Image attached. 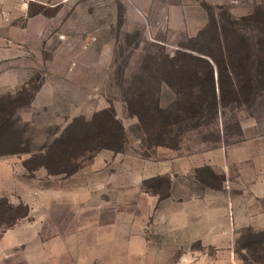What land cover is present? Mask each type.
I'll return each mask as SVG.
<instances>
[{"label": "rangeland", "instance_id": "374dc122", "mask_svg": "<svg viewBox=\"0 0 264 264\" xmlns=\"http://www.w3.org/2000/svg\"><path fill=\"white\" fill-rule=\"evenodd\" d=\"M55 1L62 10L56 12L47 42L31 44L27 58L9 65L16 72L5 75V89L0 90V114L11 118L8 130L21 139V149L30 150L0 157L30 187L25 202L7 199L11 206L25 207L15 216L26 209L27 215L14 225L21 222L46 232L42 238L49 264H99L96 251L76 248L85 243L81 236L102 230L110 234L105 264H264V252H254L250 245V233L258 232L256 221L255 228L217 235L223 237L218 248L205 244L209 233L192 231L189 241L182 236L177 240L165 224L167 213L184 210L194 217L205 213L208 226L214 227L226 213L223 223L231 228V151L237 146L264 151V97L221 109L218 132L212 123L204 125L208 120L195 131L175 129L171 143L181 142L175 148L150 145L125 103L144 84L139 73L146 56L173 55L191 46V39L201 40L198 33L209 21H237L240 37L263 38L256 27L264 16L256 18L259 23L240 19L257 9L264 15V4L241 10V5L208 3L205 12H182L166 10L162 0ZM152 72L150 86L160 88L161 106L174 120L176 91L162 83L165 73ZM106 109L125 128L122 150L83 154L67 145L49 156L73 123L90 122ZM259 168L264 173V159L252 165L256 179ZM10 215L0 217V234L8 229Z\"/></svg>", "mask_w": 264, "mask_h": 264}, {"label": "trees", "instance_id": "16d2710c", "mask_svg": "<svg viewBox=\"0 0 264 264\" xmlns=\"http://www.w3.org/2000/svg\"><path fill=\"white\" fill-rule=\"evenodd\" d=\"M257 11L240 19L241 22L259 23L255 22L256 18L264 15ZM240 24L237 21H209L198 33L201 40L191 39V46H182L173 55H151L143 59L139 74L140 82L144 84L131 92L125 103L138 119L150 145L178 147L180 140L179 144L171 143L175 129L187 126V132L190 129L195 131L203 123L202 120H208L205 126L212 123L211 127L216 128L218 115L227 105L248 104L264 97V23L256 27L263 38L255 39L240 37ZM153 70L165 73L162 83L176 91L179 102L174 106V120L170 111L161 106L160 88L155 90L150 86ZM1 118L0 157L29 152V149H21V139L8 130L11 125L7 122L11 118ZM190 123L193 124L191 127ZM216 129L218 132L219 128ZM125 141L123 124L116 120L114 111L106 109L96 113L90 122L80 119L73 123L55 141L48 154L51 157L58 148L67 145L77 151H84L81 152L83 154L89 149L119 151L123 149ZM28 163L25 162L26 167ZM19 208L25 207H14L7 199H0V217L8 212L11 214L8 228L15 224V220L27 215L25 209L24 214L15 216ZM250 245L255 247L254 252H264V232L250 233Z\"/></svg>", "mask_w": 264, "mask_h": 264}, {"label": "crops", "instance_id": "0c3cea01", "mask_svg": "<svg viewBox=\"0 0 264 264\" xmlns=\"http://www.w3.org/2000/svg\"><path fill=\"white\" fill-rule=\"evenodd\" d=\"M145 1L158 4L161 0H142ZM162 2L167 3L166 10L182 12L190 10L205 12L208 9L205 5L208 3L241 5V10H253L255 6L264 4V0H162ZM61 10L60 2L56 3L55 0H0V90L5 89L2 86L6 81L5 75L16 72L15 68L11 69L13 61L27 58L31 44L47 42L56 26V12ZM3 64L6 67H2ZM231 155L234 168L230 197L231 228L227 223H223V220L227 219L226 213L219 216L222 223L214 227L212 224L208 226L205 213H198L194 217L184 210L171 211L167 213L165 224L172 232L173 238L176 237L178 240L182 236L184 241H189L188 235L192 231L200 235L202 230L203 235L207 233L212 235L205 244L218 248L223 242V237H216L217 235H230L239 228H255V221L258 222L256 231L264 232V173L261 172L262 168H259V176L256 179L251 170L252 165L259 164L264 159V151L256 153L249 146H237L232 148ZM29 193V184H25L17 177L13 166L0 161V199H8L11 204L21 203L25 202ZM194 218L196 220H193ZM45 234L44 230L43 232L36 230L21 222L4 230L0 234V264H49L46 239L42 238ZM82 239L85 243L78 244L76 250L96 251L98 253H94L93 257L99 258V264H105V252L111 249L110 234L105 230L88 232L86 236H81Z\"/></svg>", "mask_w": 264, "mask_h": 264}]
</instances>
